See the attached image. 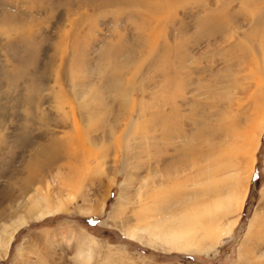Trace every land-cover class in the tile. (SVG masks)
I'll return each instance as SVG.
<instances>
[{
    "label": "rangeland",
    "instance_id": "1",
    "mask_svg": "<svg viewBox=\"0 0 264 264\" xmlns=\"http://www.w3.org/2000/svg\"><path fill=\"white\" fill-rule=\"evenodd\" d=\"M153 1L0 0V206L35 172L62 208L19 226L0 264H264V131L230 231L233 214L222 208L188 246L153 236L183 211L223 199L243 172L244 161L222 157L213 189L210 175L179 170L189 169L181 156L195 131L189 107L211 94L201 83L220 77L219 94L240 103L254 89L226 61L240 45L257 56L239 68L261 67L251 60L264 58V0ZM237 116L244 131L245 114ZM52 140L67 147L60 159L37 154ZM175 184L185 191L168 202ZM11 220L0 218V240Z\"/></svg>",
    "mask_w": 264,
    "mask_h": 264
},
{
    "label": "bare ground",
    "instance_id": "2",
    "mask_svg": "<svg viewBox=\"0 0 264 264\" xmlns=\"http://www.w3.org/2000/svg\"><path fill=\"white\" fill-rule=\"evenodd\" d=\"M230 1L233 0H220V7L221 8L225 7ZM245 1L246 0H239V2L242 3ZM140 2L142 3L143 0H139V3ZM152 2L154 1L152 0ZM153 4L155 5V3ZM154 5H152V7ZM150 25L152 26V23ZM157 35L156 37H158ZM239 47L240 45H238V47L235 48L237 54H234L235 51L232 50L234 49V47L233 48L231 47L232 49L230 50V55L233 56H230L227 59L226 64H228L227 66H230L236 62V64L238 65L237 68L239 69L238 72L241 73H244V71L246 72L244 74L245 80L251 78L254 81V89L250 91L251 89L249 88L248 91H245V94L247 93V96L244 98L243 100L244 102L240 103L235 99V97H231V96L223 97L221 94H219L220 90H217L218 86H216V83L222 82L220 77L215 76V79L214 77H212V79H210L209 81L205 83H201L204 89L201 91V93L206 95L205 91L208 90V92H211V94H208L204 98H202L203 99L202 102H198L197 100L194 99L192 101L193 103L189 107L190 114L187 119L191 120V124L195 129V131H193V134H190V137L194 135L193 137H191L193 142L191 143V141H189L186 144V146L184 147V151H182V155H181L183 158H185V161L188 163L189 169L188 170L181 169L179 171L184 172L185 174V172L187 171L189 173H193V170L197 169L196 171L201 175L203 174L210 175V177L213 178V183L210 184L211 185L210 188L213 189H217L218 187L217 177H218L219 169L222 167L221 164L222 157H226L227 155H233V157H238L240 159L241 164L244 161L243 172L239 176L238 182L234 185V187H232L231 185L234 182L230 183L231 185L230 187H232L233 190H230L228 195L223 198L224 200L223 199L216 200L210 206H203L201 208L195 210L192 209L186 212L183 211L184 213L181 212L182 215L180 216L177 215L174 217L175 219H177L175 226L176 229L171 227H169L170 229L162 228L156 231V233H153V236L155 237H157V235L155 234H159L160 238H163L168 246L172 245L174 246V248H181L182 246L190 245L191 244L189 243L190 240L187 239L188 236L191 234L197 235L198 231L202 230V225L204 223L206 215L210 214L211 211H214L217 214L218 210L224 208V210L225 209L227 210L228 214L229 213L233 214L231 220L227 223L225 230L230 231L233 225L237 223V221L239 220L240 212L242 210V205L247 194V186L250 180L251 173L254 168L255 161H254L253 152L255 148H258L257 139L259 141V138L262 132L264 131V96H263L264 74L261 72V69L264 70V58L263 57L260 58L262 59V61L260 60V62L256 61L255 59L251 60L252 64L253 63L257 65L262 64L261 67L260 66L256 67L255 69L256 74H251L254 73V71H252L253 68L248 69L246 71V67L242 66L239 68V66L250 57L255 58L257 54L256 52L252 53L249 50L250 48L248 49V48L240 47L241 48L240 49ZM238 62H240V64H238ZM229 81L231 83H235L237 81V77L232 76L231 78H229ZM59 90L61 91V88ZM248 99H250L252 103L243 110L242 109L243 103L248 104V102H246L249 101ZM123 105L125 106V104H123L122 102L119 109L123 108ZM72 106H69L68 108H70V110H74ZM223 110L225 111L223 112ZM239 112L242 113L244 112L245 114L244 123L246 122L245 124L246 127L244 131L241 130L242 132L238 130L235 122L236 121L235 118L238 117L237 113ZM225 113H227L226 116ZM63 116H65V114ZM80 119L81 118L79 114L72 115L71 122L73 123L74 131L76 132V134L78 133V128H79L78 125ZM223 119H230L229 124L223 126L221 124ZM66 120H67L66 118H62V120L60 121L61 125L59 126L61 127L66 126L65 124H67L68 122ZM129 120L132 121L131 115H129ZM232 121H234V123H232ZM126 126L128 127L129 124ZM121 132L127 133L128 131H126V129H123L121 130ZM63 149L67 150V147L63 144V142L59 143L56 142L55 140H52L50 144L46 146L45 145L40 146V148L37 150V154L39 155L41 154L43 157L50 158L52 160L57 158L60 159V154L63 152ZM125 152L126 151H123V149L119 151L120 154L118 155V158L120 159L122 158V162L126 158ZM184 153H186L185 154L186 156H183ZM67 158L69 160L71 158L73 159V157H67ZM34 173L32 174L30 173L28 175L25 181V186H23L19 190L20 192H18L15 196H11L6 206H0L1 208L0 218L5 219L7 221L9 219H12L8 226V229L5 231V236L0 240V257L4 256L5 253L8 251L9 242L12 240L14 233L16 232L19 226L23 224L27 225L28 222L39 220L40 218H43L45 216L55 215L59 209H62L60 208L61 201L59 200L58 196L57 197L51 196V194H49L48 190L44 185H43L44 187L40 188L39 185L42 184V177L37 175L35 176L33 175ZM31 185H35L33 189V194H28L29 193L28 190L29 188H31ZM183 188L180 187L179 184H175L171 188L168 187V191L170 194L167 192V195H165L166 197L164 199H166V201L168 202H171V198L174 197V194L178 195L181 193V191H185ZM171 193L173 195H171ZM155 229L158 228H154V230ZM131 236L133 237L134 235Z\"/></svg>",
    "mask_w": 264,
    "mask_h": 264
}]
</instances>
